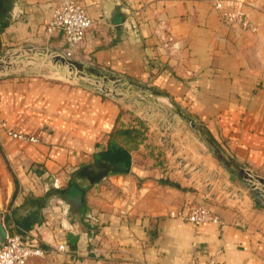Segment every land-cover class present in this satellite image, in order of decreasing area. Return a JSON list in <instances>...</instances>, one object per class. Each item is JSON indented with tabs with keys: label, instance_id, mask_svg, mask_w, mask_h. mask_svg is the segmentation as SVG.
Wrapping results in <instances>:
<instances>
[{
	"label": "crops",
	"instance_id": "crops-1",
	"mask_svg": "<svg viewBox=\"0 0 264 264\" xmlns=\"http://www.w3.org/2000/svg\"><path fill=\"white\" fill-rule=\"evenodd\" d=\"M57 1L0 0V57L19 46L65 49L61 33L47 32ZM78 1L94 24L72 48L75 59L134 81L137 96L166 100L159 109L168 115L179 107L197 114L228 154L264 176V0H246L255 31L225 23L215 0ZM120 95L40 76L0 78V173L18 186L6 179L5 202L63 189L30 229L47 245H64L47 254L50 264H264V203L250 192L224 205L170 181L139 101ZM7 128L39 140L13 138ZM120 128L143 133L115 137ZM116 143L129 152L128 168L112 162ZM124 195L136 197L131 210ZM195 204L222 224L169 215ZM10 213L0 221V247Z\"/></svg>",
	"mask_w": 264,
	"mask_h": 264
},
{
	"label": "rangeland",
	"instance_id": "rangeland-1",
	"mask_svg": "<svg viewBox=\"0 0 264 264\" xmlns=\"http://www.w3.org/2000/svg\"><path fill=\"white\" fill-rule=\"evenodd\" d=\"M8 58L11 66L5 67L2 71L0 70V78L40 76L54 81H71L78 84H88L92 85V87L104 86L111 91L122 92V89H115L111 82L96 81L88 76L80 78L76 75L75 71H71L67 66L56 64L51 56L33 53L30 48L16 47L10 51ZM107 72L111 73L110 71ZM127 81V83H135L134 81ZM126 91H128V99L130 101L134 103L137 102L136 100L139 101L136 103L135 109H139L140 113L148 118L147 122L153 127L154 132L152 133L154 135L158 134L152 143L160 152L161 160L166 168L165 170L170 173L168 176L170 177V181H174L182 187L201 190L206 195V199L218 198L224 205H235L249 198L250 189L243 184L240 177L229 171L213 155L207 145L196 134L189 121L185 120V117H188L208 133L206 126L198 118L197 114L186 113V111L183 114V112L179 111L181 110V107H179L177 111H173V114L168 115L164 110L159 109L161 106H170L166 100L142 94L137 96L131 85ZM220 146L222 147V145ZM0 159L4 164L3 160L5 159L2 152L0 153ZM253 172L262 176L256 171ZM7 175L8 184L18 189L16 179H12L9 172ZM2 177L0 173L1 216L11 211L17 200V194L15 193L13 199L5 202L7 199V184L6 179ZM62 186L64 184L59 187ZM56 254L58 253H50V255ZM27 264H50V259H48L47 255L35 257L30 259Z\"/></svg>",
	"mask_w": 264,
	"mask_h": 264
},
{
	"label": "built area",
	"instance_id": "built-area-1",
	"mask_svg": "<svg viewBox=\"0 0 264 264\" xmlns=\"http://www.w3.org/2000/svg\"><path fill=\"white\" fill-rule=\"evenodd\" d=\"M214 4L215 8L221 12L225 23H236L245 29L256 30L249 19L246 0H215ZM93 24V19L78 0H58L53 8L52 17L48 21L47 32L49 35L61 33L67 47L61 50L56 49V51L74 58L72 48L83 41ZM2 124L6 125L4 122ZM6 131L16 139H27L33 142L39 140L37 137L26 136L12 129L7 128ZM123 201L125 209L131 210L136 204V197L124 195ZM169 215L194 224H222L221 216L204 204H195L188 210L176 208L170 210ZM23 232L24 234L16 228L11 229L5 226L4 243L0 247V264H27L32 258L44 257L48 253L64 249V245H47L41 236L32 230H23ZM187 264H198V262L196 258H193Z\"/></svg>",
	"mask_w": 264,
	"mask_h": 264
},
{
	"label": "water",
	"instance_id": "water-1",
	"mask_svg": "<svg viewBox=\"0 0 264 264\" xmlns=\"http://www.w3.org/2000/svg\"><path fill=\"white\" fill-rule=\"evenodd\" d=\"M25 48H30L31 52L39 54H47L51 56L56 64L67 66L71 71H75L76 75L80 78H85L86 76L96 80V81H107L111 82L115 89L127 90L131 85V88L136 89L138 85L136 83H127L115 74L109 73L97 66L88 65L74 58L67 57L62 53L51 50V49H39L33 46H23ZM12 50V49H11ZM7 51L4 55L0 57V70H4L5 67H10L11 62L9 60L10 51ZM96 91L105 93L115 98L121 97L120 93L116 91H111L104 86H95ZM185 120L189 121L194 131L199 136V138L207 145L210 151L215 157H217L221 163L229 169V171L236 174L242 180L243 184L250 189L251 193L259 200L264 203V177L254 173L252 170L248 169L240 162H238L234 157L228 154L211 136L206 133L202 128L198 126L195 121H192L188 117Z\"/></svg>",
	"mask_w": 264,
	"mask_h": 264
},
{
	"label": "trees",
	"instance_id": "trees-1",
	"mask_svg": "<svg viewBox=\"0 0 264 264\" xmlns=\"http://www.w3.org/2000/svg\"><path fill=\"white\" fill-rule=\"evenodd\" d=\"M140 127H144L142 123H140ZM145 129V128H144ZM115 137L125 136L129 139H138L143 133L140 129H123L120 128L115 132ZM129 152L127 148L115 144V151L112 154L113 163L122 166V169L129 167ZM117 172L119 170H116ZM68 185H75L74 182H70ZM53 194H57L63 196V189L61 188H52L50 189L46 196L39 197L35 195H29L25 198L24 202L19 205L11 208V213L7 214L5 219V224L8 228L13 229L16 228L22 234H24L23 230H30L35 223H39L42 220V208L45 205L47 198ZM87 209L86 201L84 197H81L78 202V210L80 213H84ZM0 221H2V216L0 215ZM3 223V221H2Z\"/></svg>",
	"mask_w": 264,
	"mask_h": 264
}]
</instances>
